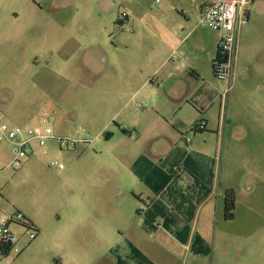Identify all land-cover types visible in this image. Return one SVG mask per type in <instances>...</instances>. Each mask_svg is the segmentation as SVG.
Here are the masks:
<instances>
[{"label":"crops","instance_id":"1","mask_svg":"<svg viewBox=\"0 0 264 264\" xmlns=\"http://www.w3.org/2000/svg\"><path fill=\"white\" fill-rule=\"evenodd\" d=\"M19 1L0 0V43L49 39L56 25L43 24V7L27 10ZM213 2L171 0L168 10L178 13L166 24L144 33L132 24V48L116 60L115 86L128 84L131 99L149 105L132 107L101 153L109 158L101 168L117 181L71 206L74 225L82 222L74 235L83 264H264V38L260 43L262 29L253 26V0L222 118L217 101L227 85L211 84L220 37L199 25ZM202 121L205 129L193 130ZM229 189L236 194L231 219Z\"/></svg>","mask_w":264,"mask_h":264},{"label":"rangeland","instance_id":"2","mask_svg":"<svg viewBox=\"0 0 264 264\" xmlns=\"http://www.w3.org/2000/svg\"><path fill=\"white\" fill-rule=\"evenodd\" d=\"M170 1H19L27 10L43 7V24L56 26L49 39L36 44L0 43V114L15 125L31 126L41 110H55L56 136L79 142L69 148H60L57 140L36 143L21 164L12 163V145L0 143V215L21 211L40 227L30 240L24 228L13 224L20 248L0 264H83L85 252L74 235L82 222L74 225L71 206L74 200L93 198L99 184L117 181L115 174L101 168L109 161L101 153L114 144L118 126L131 108L149 105L142 99L133 101L128 84L115 86V63L131 51L127 44L131 45L132 24L144 33L147 26L161 27L175 17L178 12L168 10ZM255 10L253 26L261 27L263 43L264 0H255ZM70 30L79 40L68 39ZM215 80L211 84L219 88L223 81ZM220 100L219 95L217 105ZM105 131L116 137H107Z\"/></svg>","mask_w":264,"mask_h":264},{"label":"built area","instance_id":"3","mask_svg":"<svg viewBox=\"0 0 264 264\" xmlns=\"http://www.w3.org/2000/svg\"><path fill=\"white\" fill-rule=\"evenodd\" d=\"M253 0H214L203 12L199 25L210 28L219 33V55L213 62L216 77L226 83L222 94V118L226 117V101L229 90L236 83V65L238 61L239 31L248 22L247 6ZM56 111L43 109L39 115V122L31 126L15 125L0 114V143L8 142L12 145L13 164H21L23 159L31 156L33 145H45L49 140H57L60 148L75 146L77 140L59 138L54 130ZM205 122L194 125L193 130L205 129ZM57 164V161H53ZM62 167V165H60ZM145 208V205H142ZM1 210V206H0ZM16 224L26 230L30 240L38 235V230L21 211L0 215V260L19 250L20 236L13 230Z\"/></svg>","mask_w":264,"mask_h":264},{"label":"trees","instance_id":"4","mask_svg":"<svg viewBox=\"0 0 264 264\" xmlns=\"http://www.w3.org/2000/svg\"><path fill=\"white\" fill-rule=\"evenodd\" d=\"M235 207H236V194H235L233 189H229L226 191V195H225V211H226V217L228 219L233 218ZM34 226H35V224H34ZM36 228H37L38 232H40V230L38 229L37 226H36Z\"/></svg>","mask_w":264,"mask_h":264}]
</instances>
